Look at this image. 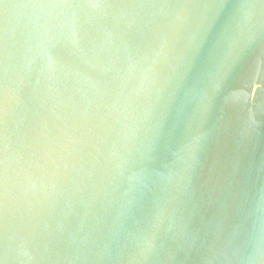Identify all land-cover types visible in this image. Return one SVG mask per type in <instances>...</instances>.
I'll return each mask as SVG.
<instances>
[{
    "label": "water",
    "instance_id": "obj_1",
    "mask_svg": "<svg viewBox=\"0 0 264 264\" xmlns=\"http://www.w3.org/2000/svg\"><path fill=\"white\" fill-rule=\"evenodd\" d=\"M0 264H264V0H0Z\"/></svg>",
    "mask_w": 264,
    "mask_h": 264
},
{
    "label": "snow or ice",
    "instance_id": "obj_2",
    "mask_svg": "<svg viewBox=\"0 0 264 264\" xmlns=\"http://www.w3.org/2000/svg\"><path fill=\"white\" fill-rule=\"evenodd\" d=\"M195 49L192 50L191 55L195 56Z\"/></svg>",
    "mask_w": 264,
    "mask_h": 264
}]
</instances>
